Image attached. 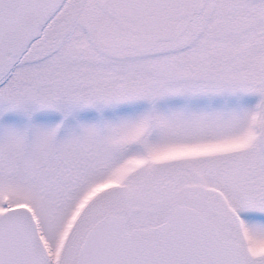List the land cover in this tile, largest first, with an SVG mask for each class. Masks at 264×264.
<instances>
[{
    "label": "snow or ice",
    "instance_id": "obj_1",
    "mask_svg": "<svg viewBox=\"0 0 264 264\" xmlns=\"http://www.w3.org/2000/svg\"><path fill=\"white\" fill-rule=\"evenodd\" d=\"M0 264H264V0H0Z\"/></svg>",
    "mask_w": 264,
    "mask_h": 264
}]
</instances>
